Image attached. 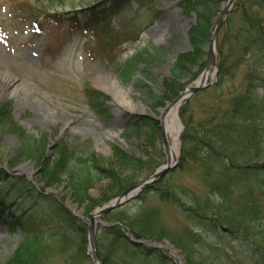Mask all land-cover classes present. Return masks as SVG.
I'll list each match as a JSON object with an SVG mask.
<instances>
[{
	"label": "rangeland",
	"instance_id": "1",
	"mask_svg": "<svg viewBox=\"0 0 264 264\" xmlns=\"http://www.w3.org/2000/svg\"><path fill=\"white\" fill-rule=\"evenodd\" d=\"M180 1L0 0V105L8 103L10 119L23 128L22 137L8 129L0 130V196L5 199L0 198V264L14 253L27 230L38 227L36 219H45L50 214L46 206L9 187L5 183L9 177L18 176L30 186L22 181L23 185L36 189L41 197L60 201L86 224L90 213L105 202L97 203L94 199L109 178L99 179L94 187L82 190V194L77 192L69 177L71 167L65 168L67 161L54 164L56 146L49 148L52 142L58 140V145L65 147V154L74 151L85 157L91 155L100 162H107L115 149L136 159L149 160L155 167L165 164L167 153L158 119L173 97L166 98L170 91L164 90L163 81L171 76L170 66L176 54L194 48L188 29L195 22V12L185 9ZM225 1H220L211 18ZM109 4L113 7L103 8ZM252 6L264 16V0ZM239 8L240 5L236 6L219 26L216 60L230 59L227 56L230 47L234 52L238 40L243 43L248 39L241 33L244 23L240 21ZM45 12L61 16L49 17ZM204 48L207 49L206 44ZM128 60L135 63V68L124 78L122 70ZM250 68L254 70L255 82L250 80ZM201 72L192 80L178 77L182 88L197 81ZM108 75L117 80L119 91H109L99 84L100 78ZM208 81V85L183 99L176 108L180 129L173 156L175 165L161 176L160 183L172 195L162 197L159 192L144 187L121 206V211L130 215L140 209L155 211L150 228L153 237L133 236L155 251L149 254L148 249L127 252L119 248L115 261L108 264H185V253L196 241L213 256L218 257V252L228 253L226 259L230 264L240 261L264 264L236 236L222 229L215 231L200 226L189 217L185 207L193 198L214 197L207 185L206 177L211 176L207 171L214 173L222 166L200 144L194 150L202 133L200 124L210 127L217 123L229 137L226 143L215 145L224 152L237 153L238 140L252 130L251 123L227 115L234 109V99L248 91L251 99L259 101L264 134V53L253 51L231 73L221 77L217 70ZM98 94L104 97L102 103ZM128 102L137 108L142 105L145 110L133 111L124 105ZM241 106L237 113L246 114V106ZM166 135L170 147L171 136ZM184 135L188 136L186 140ZM27 141L33 148L26 149L24 157L14 158L16 149ZM154 168L145 171L140 179ZM143 190H146L144 197L140 196ZM81 195L88 198L81 200ZM188 228L200 233L199 236H194ZM71 241L66 254L51 244L44 246L42 264H67L68 260H73V264H93L87 244L85 253L80 255L75 253L78 242L74 237ZM108 241L109 237H104L99 229L100 253L106 251ZM215 242L221 247L214 245ZM157 250L170 259L165 261L157 255Z\"/></svg>",
	"mask_w": 264,
	"mask_h": 264
},
{
	"label": "trees",
	"instance_id": "2",
	"mask_svg": "<svg viewBox=\"0 0 264 264\" xmlns=\"http://www.w3.org/2000/svg\"><path fill=\"white\" fill-rule=\"evenodd\" d=\"M220 1H180L185 9L195 12V22L188 29L189 41L195 50L192 48V50L176 54L170 66L171 76L165 78V81H163L166 84L163 85L164 90L170 91V94L166 98L175 97L182 89L183 83L179 82V78L186 76L188 80H192L197 77L199 70L204 68L207 54V49L204 47L205 44L208 46L210 19L217 11ZM259 3H262V0L234 1L232 5L234 8H231L227 17H230L231 11H234L235 7L240 5V21L244 23L241 33L246 34L248 39L243 43H239L238 40L234 52L232 46L230 47L229 54L227 55L230 59L226 58L225 61L223 58H217L219 76L223 77L224 74L231 73L238 64L247 58L249 53L253 51L264 53V16L260 15L259 11L252 6V4ZM53 14L50 15H58L59 17V14ZM238 31H236L237 34ZM236 39L237 37L235 36L233 40L236 41ZM218 43L220 46V42ZM134 68L135 63L128 60V63L122 70L124 78H127ZM253 73L254 70L250 68L248 74L251 81L254 79ZM255 81L256 79L252 82ZM251 95L250 92L245 91L235 98L233 103L234 109L232 111L230 109L229 115H227L234 119H242L245 122L250 121L251 123L252 130L238 140L240 143H238L237 153L224 152L215 145V143L222 145L224 141L226 143V139L229 137L225 135V132L220 127L216 126L217 123L210 125V127L205 126L204 123L200 124L199 130L202 133L200 139L196 142V147L194 146V150L200 144L199 146L203 147L207 154L215 155L222 163V166L214 173L207 171L211 173L210 177H206L207 185L210 186L214 197L211 198L207 195L204 199L199 198V200H196L193 198V201L189 203L190 205L185 207L189 217L198 221L200 226L215 231L222 229L224 232L236 236L235 238L239 242L241 241L244 245L251 247L250 250L257 259L264 261V156L261 155L264 152V134L261 130V115L258 109L259 101H257V98L251 99ZM103 98L102 94H98V99L101 103ZM244 100L248 102L244 103ZM241 105L246 106V114L240 115V113H237L238 109L239 111L242 110L243 106ZM8 107V103L0 105V130L3 128L8 129L18 134L19 137H22L23 128L10 119ZM211 118L207 119L206 122L209 123ZM187 134L189 139H191L189 132ZM210 135H213L212 140L210 139ZM188 136L184 135L183 139L186 140ZM232 143L236 144L235 142ZM28 148H33L32 143L29 141L23 142L16 149L13 157H24V151ZM54 152V164L58 166L57 164L67 161L68 165L65 168L71 167L68 171L72 187L81 194L82 190L85 191L89 187H94L99 179L109 178L106 185H101L99 196L94 199L97 203L118 195L128 186L141 180L140 178L145 174V171L147 172L150 168L155 167V165H150L149 160L136 159L115 149L112 151V156L107 162H100L99 159L91 157V155H89L90 157H85L82 153L77 152L76 154L74 151L65 154V147L61 144L54 148ZM239 155L240 157L245 156L244 158H238ZM224 158L226 160H223ZM9 178L6 182L11 188L17 190L18 193H21V196L28 198L30 201H37L38 204L46 206L50 214L45 219H36L37 224H39L38 227H35L34 230H27L28 232L25 234L23 241H21L14 253L3 264H42V257L46 250L44 246L51 244V246L59 248L60 253L66 254L69 251L70 242H72L71 238L73 237L78 242L75 253L80 255L82 253L83 255L87 244L85 221L77 217L60 201L57 202L55 199L47 196L41 197L36 189L22 184L23 181L29 185L27 181L20 179L18 176ZM160 183L161 177L149 185L146 190L153 189L157 193L159 192V195L162 197H170L172 195L170 191H165V189L160 187ZM242 189L243 191H241ZM146 190H143L140 196L143 195L144 197ZM246 191L247 193L243 195ZM79 198L84 200L88 196L81 195ZM181 202L185 204L184 201ZM121 206L118 207L119 209L115 208L103 216L106 221L109 220V224L100 226V233L104 237H109L107 249L106 251L102 250L103 252L101 253L103 264H108L110 261L114 262V255L119 248H124L127 252L131 250L137 252L138 250L147 251L148 249L149 254H153L155 251L144 243L131 241L128 235L129 231L136 238L153 237L150 228H152V224L154 223L155 211L140 209L130 215L125 211H121ZM187 230L194 236H199L200 234L190 228ZM163 232H166L165 228ZM157 237L159 239L160 235ZM192 243L194 244L190 246V251H186L185 253V264H230L226 259L229 257V254H225V251L218 252L219 255L216 257L209 254L205 247H199L196 244L197 241ZM214 245L221 247L217 242ZM159 251H156L157 255H160L161 258L167 261L169 257L164 252ZM69 259H71V256ZM240 262L243 263V261ZM68 263L73 264L74 261L71 260L69 262L68 260ZM252 264L258 263L254 261Z\"/></svg>",
	"mask_w": 264,
	"mask_h": 264
},
{
	"label": "water",
	"instance_id": "3",
	"mask_svg": "<svg viewBox=\"0 0 264 264\" xmlns=\"http://www.w3.org/2000/svg\"><path fill=\"white\" fill-rule=\"evenodd\" d=\"M234 0H227L226 4L222 7L221 11L218 12L217 16L212 20V25L210 28V38H209V46H208V52H207V61L205 68L201 74V77L198 81H196L194 84L186 85L183 90L175 97L173 98L168 105L162 110L159 120V127L161 131L162 141L164 148L166 150V162L165 164H162L155 168L152 173H150L147 177H145L143 180L129 186L125 190H123L119 195L111 198L104 204L96 207L91 213H90V219L87 224V243H88V250L89 254L92 258L93 264H102L100 252L97 246L96 241V234L98 230V222L105 223V221L102 220V216L107 213L109 210L113 209L114 207H117L121 205L123 202L128 200L130 197H132L134 194H136L141 188L147 186L148 184L152 183L154 180L159 178L161 175H163L166 171L173 168L175 165V161H171V157L169 156V143L168 139L165 133L164 128V117L167 112V110L178 103L183 98L187 97L191 93L197 91L198 89L204 87L205 85L209 84V81L207 78H205L204 73L211 70H214L216 72L217 68L215 66V39L216 34L219 25L221 24L225 14L227 13V10L229 9L230 5L233 3ZM208 70V71H207ZM57 142L53 143L56 144Z\"/></svg>",
	"mask_w": 264,
	"mask_h": 264
},
{
	"label": "bare ground",
	"instance_id": "4",
	"mask_svg": "<svg viewBox=\"0 0 264 264\" xmlns=\"http://www.w3.org/2000/svg\"><path fill=\"white\" fill-rule=\"evenodd\" d=\"M208 71V70H207ZM212 73L211 71H208L204 73L205 78L210 77V74ZM100 81V85L102 87H105L109 91H119V84L117 80L112 77V76H102ZM124 105L128 108H130L133 111H142L145 110L144 106H139L138 108L133 106L131 103L128 102V104ZM164 128H165V133H169L171 136V141H170V147H169V156L171 157V161L173 160V156L175 151L177 150V140H178V134H179V129H180V124L179 120L176 115V105L171 106L164 117Z\"/></svg>",
	"mask_w": 264,
	"mask_h": 264
}]
</instances>
